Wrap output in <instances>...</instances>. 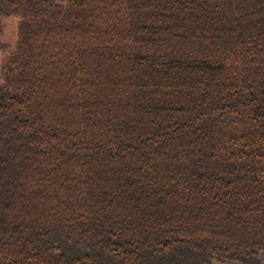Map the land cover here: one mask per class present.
Masks as SVG:
<instances>
[{
  "label": "trees",
  "instance_id": "1",
  "mask_svg": "<svg viewBox=\"0 0 264 264\" xmlns=\"http://www.w3.org/2000/svg\"><path fill=\"white\" fill-rule=\"evenodd\" d=\"M0 264H264V0H0Z\"/></svg>",
  "mask_w": 264,
  "mask_h": 264
},
{
  "label": "rangeland",
  "instance_id": "2",
  "mask_svg": "<svg viewBox=\"0 0 264 264\" xmlns=\"http://www.w3.org/2000/svg\"><path fill=\"white\" fill-rule=\"evenodd\" d=\"M17 17H8L4 19V27L0 34V43L6 46V52H9L15 43ZM3 57V51L0 50V62Z\"/></svg>",
  "mask_w": 264,
  "mask_h": 264
}]
</instances>
